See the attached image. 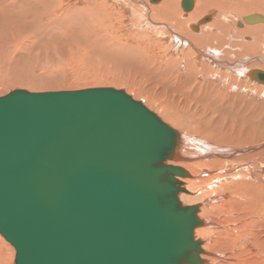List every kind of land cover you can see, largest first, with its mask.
Segmentation results:
<instances>
[{
	"label": "water",
	"instance_id": "1",
	"mask_svg": "<svg viewBox=\"0 0 264 264\" xmlns=\"http://www.w3.org/2000/svg\"><path fill=\"white\" fill-rule=\"evenodd\" d=\"M176 138L122 90L0 96V234L14 264H202L199 205L179 198L188 173L167 163Z\"/></svg>",
	"mask_w": 264,
	"mask_h": 264
},
{
	"label": "rangeland",
	"instance_id": "2",
	"mask_svg": "<svg viewBox=\"0 0 264 264\" xmlns=\"http://www.w3.org/2000/svg\"><path fill=\"white\" fill-rule=\"evenodd\" d=\"M48 1L50 0H0V96L15 89L42 92L65 90V88L66 90H73L92 87H111L121 89L134 100L142 102L145 107L154 112L170 127L180 132L186 131L189 133L192 138L180 136V147L187 149L189 153L199 151L201 154H213L217 158V151L220 149L223 155L235 157L240 150L247 149L248 147L251 149L252 146L257 147V150L253 152H249L247 149L243 155H238L234 159H228L224 163L221 162L216 166L218 169H208L210 172L204 174L200 173V169H192L194 161H196L192 158L183 160V163L179 162L189 172L191 177H195V179H190L192 182L198 183L196 179L201 180L204 177H217V179L214 178L203 184L200 191H198L199 186L189 182L186 178H179L183 181L182 187L185 191L188 190L186 193L182 192L179 194L182 204H198L200 208L199 213H201L203 204L208 203L210 200L211 204H204L205 207L209 205L220 206L222 204L223 197H226V194H222L221 197L218 195L220 194L224 178L229 181L232 179L230 177L237 175L243 170L252 171V163L248 165V168L250 167L248 170L244 169L243 166L245 165L241 162L244 159V155L250 161L258 157V163L254 162V174L261 175L259 176L260 179L263 178L264 154L261 155V153L264 152V83H256L255 80L246 79L240 73L248 71V66H250V71L256 68L264 71V63H259L262 66L256 67L254 64L257 63L253 62L258 60L256 57H251L250 55H243L234 59H226L220 56L221 61L225 63L241 62L242 60L244 61L243 65L245 63L244 66L236 65L237 68L234 66L228 68V70L224 67L212 69L202 65L205 64L204 61L198 62V65H196L198 73L195 78L197 91L205 92L211 97L214 104H221L223 108L213 112L214 117L210 122L201 123L203 125V132H199L194 127L182 129L178 127L179 125H175L172 119L165 116V113L168 112L167 110H164L163 113L156 105L158 104L157 99H159L160 95L162 98L168 97V94L162 90L161 74L165 75L166 79L172 82V80L168 79V75L171 77L173 70L177 69L181 73H184L192 69L193 66H189L190 62L196 63L194 58L180 55L181 52L188 50L186 46L175 47L179 52L173 51L174 45L170 41H164L160 31L154 33L152 31L154 29L150 30L147 28L148 23L141 19V13H136L134 15L135 23L129 24L130 22L126 17L129 9L125 10L123 6L128 8L129 6L126 5L125 1L131 0H122L125 4H115V2H112L113 0H108L106 3L98 5L101 9H104L103 12L98 9L94 10V8L92 10L85 9L82 7L81 0H78L79 2L77 0H62L63 9L61 8L58 11L60 12L59 15L58 12L55 13L56 15H49L51 18L48 16L50 19L43 20L42 22L40 18H47L43 3L48 4ZM144 1L138 0L137 3L141 5V3L144 4ZM181 1H177L175 8H178L182 12L183 17H187L188 15H185L181 7ZM132 2H134L133 4L136 8L138 6L137 3L134 0ZM147 2L149 4H158L161 0H147ZM194 2L196 3V0H193V4ZM6 9L14 10V13H12L13 11L10 12L14 15V18L11 19L12 21H8V16L4 12ZM193 9L187 13L191 15ZM236 9L238 7L235 4H226L225 7L221 8L220 13H226L224 17L227 20L230 31L232 30L230 33L235 36L234 39L237 40V43H251L253 42L252 36L246 34L242 36L244 38H241L243 39L241 40L237 32L238 29L257 24H247V26L242 25L239 27L236 26V22H242L243 17L251 13H256L263 17L264 13L245 12L240 14ZM109 10H111L112 17L114 18H111L108 23L109 28L112 27L109 29V34H117L115 37H117L119 43L125 45L124 48L121 47L123 50L112 48L109 43L107 45L103 43L100 27H104L106 22L103 21V14H108ZM215 13H218V11L211 9L202 15L211 14L215 17ZM202 15L191 20L193 21L192 23L189 21V25L195 24L196 20L198 21L199 18L203 17ZM158 23L164 25L162 21ZM207 24L206 22L205 25ZM188 30L198 33L199 29L194 31L188 28ZM142 33L147 34V37L143 38L140 35ZM148 35H150L149 40ZM145 41H149L151 47L148 48L146 46V49L143 50L141 43ZM126 47H130L131 52ZM198 48L200 49V47ZM192 51L195 52L194 49ZM160 55L163 58H160ZM169 56L180 60V66L177 67L173 63L170 64L167 60ZM259 56L264 58V54ZM126 58H128V61H126ZM131 59H134L132 61L136 63H132ZM243 67L245 71L241 69ZM230 69L238 70V72ZM227 72H231L233 76H236L237 81V83H233L229 88H227V85L232 81L230 79L224 80L221 75ZM32 80L35 82H32ZM29 82H32L33 85ZM206 84L211 87H204ZM219 87L227 88L228 90L219 91ZM235 94L247 97L248 101L250 99L249 106L243 108L247 104V101L235 97ZM204 101L206 103L207 98ZM250 106L249 119L246 116V112ZM211 116L212 113L206 116V118ZM183 122L190 125L186 119ZM199 161L202 160L199 159ZM260 179L256 181L264 185V179L262 182ZM253 181L256 182L255 180ZM212 196H218L219 201ZM199 213L198 217L203 219L205 216ZM203 220H206V222L202 223L200 227L209 231L207 239L211 246L213 245V240L218 237L217 233L221 231V228L216 225L213 227L212 224H215L216 220L214 216L205 217ZM196 238L201 240L202 245L205 244L203 242L204 238L195 236ZM2 240L5 245L0 243V264H14L15 249L3 237ZM243 243L244 241L239 242L240 245ZM202 248L203 246H201ZM210 250L213 256L206 255L205 250H203V253L200 254L201 259L205 262L208 260L211 262L212 260L222 262L228 260V252L231 248L219 250L214 247ZM215 252L223 254L221 256Z\"/></svg>",
	"mask_w": 264,
	"mask_h": 264
},
{
	"label": "bare ground",
	"instance_id": "3",
	"mask_svg": "<svg viewBox=\"0 0 264 264\" xmlns=\"http://www.w3.org/2000/svg\"><path fill=\"white\" fill-rule=\"evenodd\" d=\"M106 1L108 0H81L82 7H84L85 9L92 10L94 8V10L98 9L101 10L102 12L104 11V9H101L98 5L102 3H106ZM134 1L135 3H137L138 0H134ZM177 1L178 0H161V2L158 4H149L147 0H145L144 4L141 3L140 5L137 3L138 6L135 8L133 4L134 2H132L131 0V1H125L126 5L131 8L129 7L127 8L126 6H123V8L125 10L129 9L128 15L126 16L128 21L130 22V23L128 22L129 24L131 23L134 24L135 23L134 15L136 13H141L142 14L141 19L146 23H148L147 28H149L150 30L154 29L152 30L154 33L160 31L162 35V39L164 41H170L174 45L173 51L179 52V50L176 49L175 47L179 48V46H186L188 50L185 52H181L180 55L191 57L196 60V63L195 62L189 63V66H193L192 69L187 70L184 73H181L180 70L177 69L173 70L171 77L168 75V79L172 80V82L168 81L165 75L161 74L162 78L160 79H162L161 80L162 90L163 92L168 94V97L162 98L160 95L159 99H157L158 104L156 106L163 113L164 110L170 112V113L166 112L165 116L169 119H172L175 125H179L178 127L182 129L184 128L191 129L192 127H194L198 129L199 132H203L202 129L203 125L201 123L210 122L214 117L213 112L222 109L223 105L221 104L216 105V103L214 104L212 102L211 97L208 96L205 92L197 91L198 89H196L195 87V78H196V74L198 73V67L196 66L198 65V62L204 61L205 64L202 65L208 66L212 69L213 68L221 69V67H224L227 68L226 70H228V68L234 66L236 67V65L244 66L245 63L243 65L244 62L243 60L241 62L225 63L221 61L220 56L226 59H234L236 57H240L243 55H250L251 57L254 56L257 58L258 61L253 62V63H257L254 64L256 67L257 66L260 67L262 66L260 64L264 63L263 61L264 58L259 56L264 54V22H256L253 24H257V25L247 26V23L244 21V18L248 15L256 14V13H251L244 16L242 22L241 21L236 22V26L239 27L242 25L247 26L240 30L238 29L237 34L238 37H240V39L244 38L242 36L246 34H249L250 36L253 37V42L251 43H247V42L237 43V40L234 39L235 36L230 33L232 30L230 31L229 26L227 25V20L224 17L226 13H220V10L221 8L225 7L226 4H235L238 7V9L236 10H238L240 14L245 12L264 13V0H196V3L194 2L192 6V8L194 9L193 11H191L192 12L191 15L190 13H187L188 11H184L185 15H188L187 17L186 16L183 17L182 12L178 8H175ZM77 2L79 1L77 0ZM112 2L113 3L115 2V4H125V2L123 3L122 0H113ZM43 4H44V11L46 12L45 15L47 16V18L44 19L40 18V21L42 22L43 20L50 19L51 17L49 15H53L57 13L58 11H60L61 8L63 9L62 0H50L48 1V4L45 3ZM211 9L218 11V13H215L216 14L215 17L211 14H207L205 16L202 15ZM4 12L8 16L7 18L8 21L14 18V15L10 13V12L14 13L13 9L12 10L6 9V11ZM59 13L60 12H58V15ZM98 15H102V14H98ZM199 15H202L203 17L199 18L198 21L195 19L196 23L189 25L188 22L193 20ZM261 17L264 18L263 16ZM111 18H113L111 10H109L108 14H103V21L106 22L104 27H100V31L102 32L103 35V43L105 45L109 43L110 47L112 48H118V49H121V47L124 48L125 45H121L117 37H115V35H117L116 33L109 34V29H111L112 27L109 28L108 23L111 20ZM160 21H162L164 25L159 24L158 22ZM192 22L193 21H191V23ZM206 22L208 23L207 25H205ZM188 28L194 31H197L198 29L199 30L198 33H193L190 32ZM140 35L143 38L147 37V34L145 33H142ZM149 38L150 35H148V40ZM141 44L143 50L146 49V46L148 48L151 47V43L149 41L142 42ZM198 47H200V49ZM126 49L131 52L130 47L128 48L126 47ZM192 49H194L195 52L192 51ZM140 50L142 49L140 48ZM124 51L126 52V50ZM160 58H163V56L160 55ZM132 60L134 59H131V61ZM167 60L170 64L173 63L177 67H179L181 64V61L175 57L169 56L167 57ZM126 61H128V58H126ZM132 63H136V62L132 61ZM249 67L250 66L247 67L248 71H246L245 73L241 72L243 71L241 69H244L245 71V68L244 67L241 68L240 69L241 71L239 70L241 72V73L239 72L240 75L245 76L246 79L249 78L251 80H255L256 83L257 82L264 83V81L258 80V78L253 74L254 71H260L263 73L264 71L259 70L257 68L250 71ZM234 71L238 72V70H234ZM221 75L223 76L224 80L230 79L232 81L228 85L224 83L225 85H227V88L232 86L233 83H237L236 76H233L231 72L222 73ZM32 82L35 81L32 80ZM32 82L29 83L33 85ZM204 87L210 88L211 86L206 84L204 85ZM239 87L241 88L240 84ZM227 88L219 87V91H227L228 90ZM116 90H121V89H116ZM234 96L247 101V104H245L243 108H247L249 106L250 99L248 101L247 97L239 96L238 94H235ZM205 98H207L206 103L204 101ZM250 109L251 106L246 112V116L249 119H250ZM211 113L212 116L206 118V116H208ZM185 119L187 120L188 123H190V125L183 122V120ZM175 131L177 133V138L174 149L170 154V158H168L171 160H168L167 163L181 166L180 163H183V160L192 158L196 160L194 161L192 169H200V173L202 174L210 172L208 171V169H212V168L218 169V167L216 166H218L221 162L224 163L227 162L228 159H232V158L234 159L238 155H243L244 153H246L245 150L247 149L249 150V152H253L257 150V147L255 146L254 147L252 146L251 149H249L248 147L247 149L238 151V153L234 157L232 155L225 156L223 155V152H221L220 149H218L217 158L213 154H205V153L201 154V152L194 150H191L194 151L193 153H189L187 152V149L180 147V143H181L180 136L183 135L188 138H192V136L186 131L180 132L177 131L176 129ZM262 154H264V152H262L261 155ZM243 158L244 159L241 160V162L242 164L245 165L243 166L244 169L246 168V170H248L250 168V167L248 168V165L252 163L251 166L252 171L243 170L239 172L237 175L230 177L232 179L229 181L225 180L224 178L223 184L221 185L220 194L218 195L221 197L222 194H226V197L225 196L223 197L224 199L222 200V204L220 206L209 205L208 207H205L204 204L206 205L211 204L210 203L211 200L209 199L210 201L208 203H204L203 206L201 205L202 206L201 213L198 212L199 214L207 218L210 216H214L216 220H215V224H212L213 227L214 225H216L221 228V231L217 233L218 237H216L213 240V245L210 246L209 240L207 239V237L209 236V231L207 229L200 227V228H196L194 232V237L196 236V237L204 238L203 242L205 244L204 245L201 244V246H203L202 249L205 250L206 255L208 254L213 256V253L210 249H213L214 247H216L219 250L231 248V250H229L228 252L229 253L227 257L228 260L222 262L218 260H214V261L212 260L211 262L210 260H208L205 262L202 259L203 261L202 264H204V262L205 264H264V260H263L264 258V185L263 183H258L256 181L260 179L259 176L261 175L254 174V168H255L254 162H257L258 157L253 159L252 160L253 162L250 161L249 158H246L245 155L243 156ZM199 159H201L202 161H199ZM187 173H188L187 177L184 178H186L187 180H189V182L195 184L196 186H199L198 191L201 190L202 185L206 184V182H209L214 178L217 179V177L209 176V177H204L201 180L196 179L198 180V183H196L190 180L191 178L195 179V177H191L189 172ZM263 179L264 176L263 178L260 179L261 182ZM253 180H255L257 183L254 182ZM186 192H188V190H186ZM218 196H212V197L215 199L217 198V201H219ZM200 219L202 220L203 224L206 222V220L204 221L202 218ZM1 236H0V243L2 245H5L2 240L3 236L2 237ZM242 241H244V243L240 245L239 242ZM215 253L220 254L221 256L223 254L218 252Z\"/></svg>",
	"mask_w": 264,
	"mask_h": 264
}]
</instances>
